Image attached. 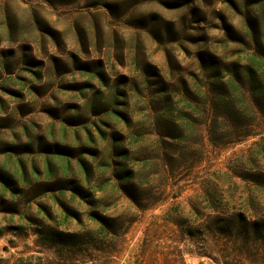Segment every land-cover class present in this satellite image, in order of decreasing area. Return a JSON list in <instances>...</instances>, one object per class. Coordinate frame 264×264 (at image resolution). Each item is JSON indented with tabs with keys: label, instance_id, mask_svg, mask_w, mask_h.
Here are the masks:
<instances>
[{
	"label": "rangeland",
	"instance_id": "1",
	"mask_svg": "<svg viewBox=\"0 0 264 264\" xmlns=\"http://www.w3.org/2000/svg\"><path fill=\"white\" fill-rule=\"evenodd\" d=\"M251 54L264 0H0V259L264 264L209 216L264 213V115L209 104Z\"/></svg>",
	"mask_w": 264,
	"mask_h": 264
},
{
	"label": "trees",
	"instance_id": "2",
	"mask_svg": "<svg viewBox=\"0 0 264 264\" xmlns=\"http://www.w3.org/2000/svg\"><path fill=\"white\" fill-rule=\"evenodd\" d=\"M242 62L238 66L236 78L232 77L225 84L228 89L226 94L214 102H209V104H211L213 110L234 109L238 112L242 111V114L249 112L254 115H264V54H251ZM237 126L241 128L238 134L235 137L225 139V143H238L255 136L252 131L253 124L239 122ZM88 173V169L85 170L87 177L89 176ZM234 206L233 212L215 206L211 207V212L217 213L214 217L209 215L211 221L214 223L213 230L229 238L238 233L241 236L247 237V240L252 237H258L263 241L264 213L259 216L256 211L257 209L249 199L240 208L237 207V204ZM91 220L100 225L101 230H105L106 223L96 215H92ZM37 234L39 238L36 242H40V236L43 234L41 229L37 230ZM69 237L74 238L76 235H64L62 239ZM93 258H95L94 255L90 254L85 260H95ZM0 264H6V261L1 258ZM225 264H236V262L234 258H229Z\"/></svg>",
	"mask_w": 264,
	"mask_h": 264
},
{
	"label": "crops",
	"instance_id": "3",
	"mask_svg": "<svg viewBox=\"0 0 264 264\" xmlns=\"http://www.w3.org/2000/svg\"><path fill=\"white\" fill-rule=\"evenodd\" d=\"M65 139V138H64ZM63 140V139H62ZM63 142H64V140H63ZM57 159H59V161L61 162V163H63L65 166H67V164L68 165H71V164H73V161L69 158V157H67V156H65L64 154H48L46 157H45V159H44V164H43V166H44V168H45V171H46V176L47 177H52L53 176V174H54V172H55V170H56V167H55V164H56V162H57ZM77 165H78V167L80 168V171L82 172V173H84V175H85V170H87L88 169V165H87V163L85 164V162L84 161H77V163H76ZM67 169V168H66ZM33 173H34V175H40V170L39 169H37L36 167H34L33 168ZM87 177V176H86Z\"/></svg>",
	"mask_w": 264,
	"mask_h": 264
}]
</instances>
